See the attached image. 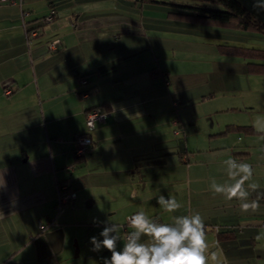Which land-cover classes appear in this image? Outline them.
<instances>
[{
  "label": "crops",
  "instance_id": "obj_1",
  "mask_svg": "<svg viewBox=\"0 0 264 264\" xmlns=\"http://www.w3.org/2000/svg\"><path fill=\"white\" fill-rule=\"evenodd\" d=\"M157 1L172 0H0V173L7 182V190H0V264H103L111 253L92 251L90 238L102 239L103 222L112 219L124 225L117 245L122 249L125 231L132 230L127 217L138 211L163 223H171L174 215L198 212L206 225L208 252L217 256L208 264L245 263L237 255L243 246L250 241L257 247V237L264 234V158L256 164L257 160L245 161L250 153L246 150L230 146L229 153L221 156L213 151L218 146L193 140L189 145L187 133L197 132L204 123L187 85L181 80L169 83L177 71L172 59L177 55L164 40L171 42L172 32L185 34L179 36L177 57L187 56L186 43L195 41L189 36L194 33L202 37L199 43L217 48L239 43L224 37L232 33L229 28L168 17L172 7ZM240 1L264 21V10L253 6L255 0ZM166 6L156 18L155 9ZM51 11L52 19L44 21ZM247 62L243 58L244 73L219 75L214 84L227 94L248 82L252 88L253 75L258 74L247 71ZM258 73L264 74V67ZM80 76L85 77V86ZM6 86L11 88L9 94ZM86 87L91 92L81 97L79 92ZM202 97L200 101H212L214 93ZM103 102L106 105H99ZM259 102L264 107V94ZM95 105L106 116L87 128L85 112ZM220 106L207 115L217 119L216 112L225 111ZM83 133L92 143L76 158L74 137ZM210 151L209 158L190 160L193 154ZM260 151L264 153V141ZM230 157L253 167L252 180L245 186L258 185L249 189V200L260 205L256 211L244 212L240 201H228L209 190L212 179L220 184L228 181L223 161ZM59 181L75 193L74 200L60 208ZM95 183L99 195L89 190ZM159 194L174 196L181 209L164 212L155 198ZM82 195L90 209L79 214ZM48 219L54 223L40 230L39 222ZM252 225L255 239L245 232ZM225 229L233 230L234 236L216 235ZM243 234L244 240H239Z\"/></svg>",
  "mask_w": 264,
  "mask_h": 264
},
{
  "label": "rangeland",
  "instance_id": "obj_2",
  "mask_svg": "<svg viewBox=\"0 0 264 264\" xmlns=\"http://www.w3.org/2000/svg\"><path fill=\"white\" fill-rule=\"evenodd\" d=\"M165 9H167V6L166 8H156V13L153 9L154 13L156 14L155 17H160L162 15L161 11ZM132 11H136V9H133ZM154 27L150 26L151 29ZM227 30H231L232 33H228L224 35V37H230L236 42H238L240 45L264 48V35L246 32L239 34L238 32L244 31H238L233 29ZM178 33L179 32H172L173 39L171 42L164 40L165 43L171 44L170 52L176 54L177 56L180 52V48L178 46L179 36H181V38L185 36V34L183 33H180L181 35ZM189 36L191 38H195V41H189L186 43V49L188 50L187 56H185L184 54L182 57L173 56L172 59H174L177 63V71L173 72L169 78V83L171 86H173L176 80H181L184 84L187 85V88L189 89L188 95L193 96L194 101H196L194 102V104L198 103L196 110L198 112L197 116H199L200 123H202V125L204 123V127L202 126V128H200L197 132L187 133V139L190 142L189 145H193V143L191 142V140H193L194 142H199L205 146L208 144L212 146H218V148H215L213 151L219 152V155L221 156L224 152L229 153L230 146L231 148H234V151L246 150L250 153L246 154L247 156L244 157L245 161L246 159L250 161L257 160L256 164H259L262 158H264V153H261L260 151V144L262 143V141H264V139H261V134L250 135L245 134L244 132L241 133L237 130H233L226 134H221L219 132L224 129V125L227 123L234 122L237 124H255L258 119L264 120V107H262L259 102V99L261 98L262 94H264V74L260 75V73H257L258 75H253L254 81L252 83V88H250L248 82V86L241 87L237 90L236 93L227 94L226 91L223 90L222 86L217 83L214 84V81L219 75H221L222 77V75L230 74V71L244 73L245 66L241 65V63H243V58L233 57L229 59L228 57H226L227 55H221L220 53H218L219 50L216 45L213 47L210 46V44L202 42L199 43L198 39H202L199 34L194 33ZM137 38L145 39L143 36H138ZM146 40H149V37H146ZM168 46L169 45H166L165 49H167ZM166 51H169V49H167ZM160 63L163 64V60H161ZM150 75L154 74L152 73ZM141 80L142 85H144V80L142 78ZM136 83H139L138 80ZM216 86H218L219 89H217ZM101 89L103 93V90H105L104 84L101 86ZM212 92L214 93V98L211 99L214 100L209 101L208 98H205L206 100L200 101V98H204L202 97V95L205 94V96H208V94ZM221 98L222 101H219V99ZM221 102L222 106H220ZM219 106L225 111L216 112L217 119H215L216 116L215 118L213 117L214 119H212V116L210 115V109L216 111V108ZM208 111L210 114L207 115ZM209 117H211V119H209ZM212 122L213 124H211ZM218 123L220 125H218ZM175 129L178 130L179 127L175 126ZM179 132L181 134V138L184 139L183 131L179 130ZM172 140L174 142L175 139ZM211 152L212 151H210V153L201 152L199 154H193L194 157L191 156L190 160L193 161L209 158L212 154ZM65 173L67 172L65 171ZM140 185L142 187L143 183L141 182ZM89 190L98 195L100 193L98 192L99 185L97 183L93 184V187ZM81 198L82 201L79 207L77 208L76 212H78L79 214H84L85 211L89 210L90 208L86 207L85 196L82 195ZM73 206L67 208L69 209ZM262 228H264V225H262ZM245 232L246 234H248V232L253 233L254 239L255 236H257L255 225H252L250 229H246ZM240 236L241 237H239V240L243 241V238H245V234ZM259 237V241L256 244L257 247H252V243L249 241L248 244L246 246H243V248L241 249V254H237L238 256L244 257L245 263L242 264H264V248H259L262 246V244H264V241H262L264 240V234L260 233Z\"/></svg>",
  "mask_w": 264,
  "mask_h": 264
},
{
  "label": "clouds",
  "instance_id": "obj_3",
  "mask_svg": "<svg viewBox=\"0 0 264 264\" xmlns=\"http://www.w3.org/2000/svg\"><path fill=\"white\" fill-rule=\"evenodd\" d=\"M255 8L264 10V0H255ZM257 133L264 139V120L254 124ZM226 166L228 181L220 184L212 179L209 190L221 194L228 201H240L244 212L256 211L258 200H249V189L255 190L258 185L246 182L252 180L254 170L251 164L240 162L236 157L223 161ZM230 181V182H229ZM0 190H7V182L0 173ZM157 204L166 213H175L182 204L169 194L155 196ZM11 202V198H10ZM0 217H3L0 214ZM93 223H99L95 219ZM104 226L98 239L90 238L92 251L106 249L110 258H103V264H208L209 259L217 260L215 252L209 254L206 240V225L197 212L190 215H174L171 223L160 222L159 218H150L144 211H138L127 217V225L132 229L125 233L123 247L117 250L121 241V230L124 225L112 221L103 222ZM143 238H147L144 240ZM260 237L258 236L257 239Z\"/></svg>",
  "mask_w": 264,
  "mask_h": 264
},
{
  "label": "trees",
  "instance_id": "obj_4",
  "mask_svg": "<svg viewBox=\"0 0 264 264\" xmlns=\"http://www.w3.org/2000/svg\"><path fill=\"white\" fill-rule=\"evenodd\" d=\"M157 3L168 4L172 8L167 11V16L171 17L175 20H183L187 22L199 23L203 25H212L223 28H229L238 31H246L250 33H256L260 35H264V21L256 17L252 14L249 9L240 1V0H172L171 2L157 1ZM214 4V5H213ZM212 5V6H211ZM54 16V15H53ZM47 22V21H46ZM31 31H35L32 28ZM30 31V32H31ZM219 51L226 55H238L245 59H247V71L249 73H258L261 71L262 67H264V48L261 47H249L240 44H220L218 45ZM84 76H80V79H83ZM86 80L84 82L80 81L82 86L86 85ZM9 87V86H6ZM6 89V88H5ZM11 92V88H7ZM91 92V87L81 90L79 95L81 97L87 96ZM106 105L105 102L99 105ZM99 105L89 107L86 112V122H88V116L91 112L97 111L98 113L103 115L104 120L106 116V112L101 110ZM94 120L93 124L96 121ZM87 123V128L93 127ZM231 130H237L239 132H245L250 134H257L254 126L252 124L247 125H233L227 124L224 129L219 132L221 134H226ZM83 135H85L83 133ZM80 136V135H77ZM74 137V147L73 153L76 158H80L82 155H77L75 153V138ZM91 138V137H90ZM92 143V139H91ZM65 183V181L58 182V193L62 194L64 192H70V188H66L65 190L60 187ZM58 194V196H59ZM127 224V222H126ZM129 231V230H126ZM217 231V230H216ZM228 233V234H227ZM231 233V234H230ZM217 236H225L228 237L234 236L233 230H223L217 231Z\"/></svg>",
  "mask_w": 264,
  "mask_h": 264
},
{
  "label": "built area",
  "instance_id": "obj_5",
  "mask_svg": "<svg viewBox=\"0 0 264 264\" xmlns=\"http://www.w3.org/2000/svg\"><path fill=\"white\" fill-rule=\"evenodd\" d=\"M53 11H51L48 15H46L43 19L44 21H50L53 17ZM32 35H36V31H31ZM55 43H57V40L53 41V43L50 44V47L54 48ZM84 79H81V82H84ZM5 93L9 94L10 90L6 89ZM101 120L103 119V115L98 113L97 111H93L88 116V124L92 125L94 120ZM91 145V138L88 136L80 135L75 138V150L78 155H82L85 151L88 150L89 146ZM61 189L65 190L67 186L63 184ZM75 198V193L73 191L64 192L62 194H59L58 200H57V206L60 208V206L67 201H73ZM54 223L53 219H48L44 221L39 222V229L44 230L47 227H49L51 224ZM128 231H125V233Z\"/></svg>",
  "mask_w": 264,
  "mask_h": 264
}]
</instances>
